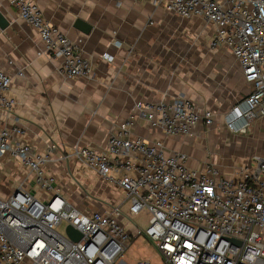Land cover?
<instances>
[{
	"label": "built area",
	"instance_id": "built-area-1",
	"mask_svg": "<svg viewBox=\"0 0 264 264\" xmlns=\"http://www.w3.org/2000/svg\"><path fill=\"white\" fill-rule=\"evenodd\" d=\"M7 1L37 31L44 52L63 60L64 76H89L92 63L45 19L34 0ZM132 1H149L185 19L203 18L215 26L212 45L229 47L253 86L224 115V126L234 134L248 133L251 123L264 117V0ZM103 57L109 59L107 54ZM11 81L0 70V164L3 158L19 161L44 197L19 186L0 199V264H124L131 241L141 237L165 264H264V157L253 158L252 172L222 178L210 165L203 172L191 169L185 153L165 154L159 144L131 136L137 117L168 136H191L201 123L214 124L213 112H198L183 96L139 102L131 118L113 132L105 151L76 147L67 155L123 191L130 215L147 212V228L136 226L131 233L120 220L119 208L84 213L72 205L46 171L49 154L12 140V133L22 131L6 126L16 106L8 95ZM64 225L78 231L81 239H71L66 228L61 232ZM134 262L148 264L142 258Z\"/></svg>",
	"mask_w": 264,
	"mask_h": 264
},
{
	"label": "crops",
	"instance_id": "crops-1",
	"mask_svg": "<svg viewBox=\"0 0 264 264\" xmlns=\"http://www.w3.org/2000/svg\"><path fill=\"white\" fill-rule=\"evenodd\" d=\"M34 2L45 19L92 63V71L87 77L64 76L63 60L44 52L37 31L7 0H0V12L9 23L6 29L0 28V70L12 79L8 95L16 103L6 126L22 131L12 133L14 142L49 154L46 171L55 178L62 196L76 208L84 213L119 208L121 222L134 232L136 226L124 210L127 207L129 211L125 193L67 155L76 147L105 151L113 132L131 118L139 102L159 103L183 96L198 112L215 114L212 126L201 123L187 137L168 136L143 117L132 124L133 139L159 144L165 154L185 153L191 169L203 172L210 165L220 177L233 178L244 170L252 172L253 158L264 157L255 151L264 152V117L254 120L246 134H234L224 126V115L248 96L253 86L246 81L231 49L212 45L216 36L213 24L198 17L185 19L149 1ZM53 145L56 148L51 150ZM216 146L229 151L228 156L208 154L207 149ZM228 157L235 164L241 163L234 175H225L213 164ZM243 159L249 167L242 164ZM19 186L44 197L27 168L14 159H1L0 199L9 197ZM90 197L103 202L90 203L95 210L77 205ZM144 241L148 240L133 239L129 250ZM136 250L141 251V247ZM156 253L161 259H151L148 264H165ZM123 262L135 264L133 259Z\"/></svg>",
	"mask_w": 264,
	"mask_h": 264
},
{
	"label": "rangeland",
	"instance_id": "rangeland-1",
	"mask_svg": "<svg viewBox=\"0 0 264 264\" xmlns=\"http://www.w3.org/2000/svg\"><path fill=\"white\" fill-rule=\"evenodd\" d=\"M219 149V151L217 152L216 149ZM208 154H214V155H218L221 158H224L226 156H228L229 151H227L226 149H222L219 146L214 147V149L211 147H209L207 149ZM256 153L259 155H264V152L262 150H258L255 149ZM250 158V157H249ZM233 159L228 157V159H225V162L222 163H213L214 165H216L219 169H221L225 175H231V174H235L236 173V168L237 166H240L241 163L240 162H236L237 164L233 163L232 161ZM242 164H244V166L249 167L250 165L246 163V160L243 159L241 160ZM233 163V164H232ZM91 198V197H90ZM80 201V199H78ZM84 201L81 203H77V205L79 204H83V205H87L88 207L84 206L87 210H95L94 208L91 209L92 207L90 206V203H93V201H97V202H103V201H99L97 199H88V201L86 199H83ZM77 202V201H76ZM105 204V203H104ZM81 208V207H80ZM83 208V206H82ZM125 212H126V218L129 220V222H131L133 225L140 227L141 229H146L148 226V219H149V215L147 214L146 211H143L141 214H139L138 216H133L130 215L128 212V208L125 207L124 208ZM66 226H61L59 228V230L61 232H64ZM141 247V251L136 250V248ZM156 248L150 244V242L148 241H144V242H139L137 245H135V248H132L128 251L127 255H126V259H133L134 261H137L138 259H143L145 261L150 262L151 259H161L157 253H156Z\"/></svg>",
	"mask_w": 264,
	"mask_h": 264
},
{
	"label": "water",
	"instance_id": "water-1",
	"mask_svg": "<svg viewBox=\"0 0 264 264\" xmlns=\"http://www.w3.org/2000/svg\"><path fill=\"white\" fill-rule=\"evenodd\" d=\"M81 24V23H80ZM9 26L8 21L4 18V16L0 12V28L2 30L6 29ZM88 30V29H87ZM66 233L69 235V237L75 241H79L81 239V234L76 231L73 227L67 226ZM236 242V241H235Z\"/></svg>",
	"mask_w": 264,
	"mask_h": 264
}]
</instances>
